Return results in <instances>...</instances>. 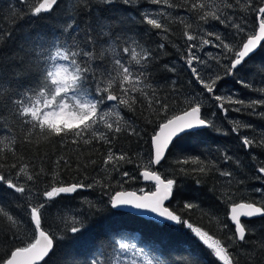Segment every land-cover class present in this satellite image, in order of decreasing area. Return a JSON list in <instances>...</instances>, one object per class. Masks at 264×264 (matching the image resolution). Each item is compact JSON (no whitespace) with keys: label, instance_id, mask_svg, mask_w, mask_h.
I'll return each mask as SVG.
<instances>
[{"label":"snow or ice","instance_id":"1","mask_svg":"<svg viewBox=\"0 0 264 264\" xmlns=\"http://www.w3.org/2000/svg\"><path fill=\"white\" fill-rule=\"evenodd\" d=\"M102 2L110 5L115 0H102ZM123 2L131 4L132 0H123ZM149 2L157 5L163 3L168 8L180 6L170 3V0H149ZM20 3L26 4L28 0H20ZM75 3L87 7L89 0H75ZM237 3H240V0H237ZM185 4L207 26L199 27L195 32L183 33L186 41L190 42L187 43V55L184 57L186 69L190 73L189 83L197 85L198 91L191 93L186 98L187 105L180 109L173 106L172 97H162L155 90L151 94L144 91L152 87L148 83V73L152 70L150 65L156 60L152 50L138 52L139 43L132 34L112 33L110 22L104 19L98 18L96 25L98 35L106 37L98 52L96 51L97 38L91 35L93 31L91 27L86 30L83 37L78 38L80 42L72 39V35L81 31L75 19L70 20L63 30L72 34L68 39L61 40L59 36L49 38L37 33L34 36H28L26 44L21 45L19 51L23 53L24 59L16 65L19 69L17 74L23 76L34 69L35 79L19 94L9 95L6 99L0 96V106H3L5 111L9 108L12 110L13 119L27 133L28 142H31L33 134L50 139L51 143L59 146H65L68 143L89 145L93 140L111 145L116 134L122 131H128L130 135L140 137L142 130L135 127L133 123L125 121L128 127L126 129L121 127L123 117L119 106L123 105L130 110H135L138 102L143 105L140 97L134 95L136 92H141L147 101L146 109L151 110L147 123L153 127L148 140V152L146 155H140L136 167L140 169L139 177L148 184L136 190L125 189V184L137 180L138 177L128 171L121 172L120 162L133 163L134 161L124 152L114 153L111 147L108 148L106 158L103 160L105 165L103 171L109 178L108 182L66 184L57 181L43 191L36 187L40 172L26 173L25 169L28 165L18 166L15 162L9 163L10 158L0 154V169L10 167L16 170L13 179H9L0 171V188L6 186L12 193L20 194L21 198L27 201L24 205V215L20 218L0 206V214L11 222L8 229L11 243L14 245L0 256V264H41L42 261L47 264L45 258L54 254V250L61 243L69 238L74 241L79 240L80 237L77 234L85 230L91 231L94 227L93 221L104 219L106 213L113 209L119 212L125 208L147 214L153 223L165 227L171 224L188 230L216 258L218 264H239V257L230 251V248L241 250L243 246L252 243L250 236L254 230L246 228L241 217L249 219L256 216L264 217V185L248 190L258 193V200L235 202L233 198L236 191L230 188L224 189L216 196L221 203L227 204L226 218L234 225L233 229H229L228 223L219 221L215 213H205L211 220L218 222L221 231H229L228 241L231 242L229 244L207 228L191 222L172 207V204L175 202L176 193L182 188V182L178 181L177 176L191 177L197 185H201L207 182L208 172L215 168L221 177L229 178L224 183L231 185L233 172L216 165L210 168L204 160L183 153H178L175 158H172L171 153L172 149L177 148L185 137L199 135L202 129L221 131L214 123L216 112L205 111L210 105L205 104L204 99L216 101L215 108L219 109L225 118L228 117L229 111L241 112L245 106L252 109L251 115L264 116V112L256 111L257 106H264V99L245 101L235 91H226L224 94L218 92L219 82L224 77L231 76L237 78L236 82L243 87L264 95V85L256 87L251 81L238 79L241 67L264 42V0H255V2L246 0V10L254 13V26L251 29L248 27L246 16L234 19V12H225L219 5L210 7L206 0H185ZM58 5L59 0H39V3L32 8L31 15L40 16L41 13H51ZM224 7L232 9L235 5L231 3V0H225ZM171 15L172 13L164 9H148L143 13L142 22L153 29L168 31L160 17ZM210 20L218 21L226 28H234L235 32L230 33L233 39L227 41L225 37H222L219 31L214 30L216 26L210 25ZM8 35L11 36V33ZM120 42L124 44L122 52L125 59L113 56V66L110 70L94 63L97 58L103 59L109 51L114 52ZM209 45L220 51L215 55L205 53L207 56L205 59L198 53ZM160 47L163 48L164 45L161 44ZM129 53L131 59L135 60V65L128 63ZM217 65L224 69L223 73L219 71ZM168 70L175 71L174 67ZM260 71H264V66L260 67ZM105 79L108 81L107 84ZM175 83L173 80V86ZM6 87L10 85L6 86L0 82V94ZM225 102L241 105V107L229 109L225 107ZM3 115L4 113L0 112V120L3 119ZM113 116L116 118L112 119ZM245 127L253 126L249 124ZM232 131L239 135L237 128H233ZM224 134L227 133L224 132ZM241 143L246 150L264 146V136L259 140L255 137L243 136ZM15 144V138L4 144V148L13 156L19 151L18 148L11 147ZM220 155L225 164L233 159L226 149ZM91 163L94 164L95 161ZM208 163L211 164V161ZM55 164L70 166L71 162L68 158L60 156ZM189 164L198 166L185 167ZM112 172L120 174L121 179L115 181L119 184V189L105 191L103 195L107 196V200L105 201L102 196L101 206L89 203L87 211H80L79 215H74L70 221L65 220L62 227L57 228L55 232L49 230L46 209L50 207L51 202L81 190H91L95 184H100L102 189H110ZM165 172L170 175H165ZM257 172V179L264 181V166H259ZM193 173L203 174V176H194ZM57 175L58 173H54V180ZM238 183L242 184L243 181ZM210 191L215 193V187ZM199 207L198 203L192 201L183 204V209L187 212ZM12 225L23 226L24 231H16ZM7 241L8 236L5 235V242ZM130 250H132L130 264H164L159 257L150 256L143 248L136 250L135 245L128 243L122 234L115 230L106 234L105 241L94 243L83 260H77L75 264H113V261L120 257L127 260ZM261 250H264V242H261ZM182 260L183 264H202L201 258L191 249L185 250ZM168 264L172 262L169 261Z\"/></svg>","mask_w":264,"mask_h":264},{"label":"trees","instance_id":"2","mask_svg":"<svg viewBox=\"0 0 264 264\" xmlns=\"http://www.w3.org/2000/svg\"><path fill=\"white\" fill-rule=\"evenodd\" d=\"M210 7L219 5L221 10L228 13H235V18L246 16L248 27L251 29L253 25L254 13L248 12L246 0H231L235 5L232 9L224 7L225 0H206ZM255 2V0H254ZM39 3V0H28V3L21 4L20 0H0V82L6 86L5 91L0 94L3 98L9 95H16L22 92L35 79V70L26 72L23 76L18 75L19 69L16 67L21 62L23 53L19 51L21 45L26 44L28 36H34L37 33L51 38L59 36L61 40L68 39L70 32H64V28L70 20L75 19L76 24L80 26L81 31L72 35V39L76 42L79 37L86 34V30L91 27L93 31L91 35L97 38L96 51L103 46L106 37L99 36L96 30L98 18L110 22L112 33L114 34H132L133 38L139 43L138 52L151 49L156 56V60L150 65L151 71L148 73V83L152 85L147 88L149 94L155 90L162 97H172L173 106L180 109L187 105L186 99L191 93L198 91V86L189 83L190 73L186 69L184 57L187 55V42L183 36L185 31L195 32L199 27H205L198 15L189 10L185 0H170V3L180 5L179 7L168 8L162 4H151L149 0H132L131 4H125L123 0H115L110 5H105L102 0H89V5L75 3V0H59L58 7H54L51 13H41L40 16L31 15L32 8ZM148 9H164L166 12L172 13L171 16L160 17L162 23L165 24L168 31L153 29L151 26L143 23V13ZM155 15V13H153ZM191 25V27H188ZM210 25H215L222 37L227 41H231L233 37L230 33L235 32L234 28H226L219 24L218 21L210 20ZM11 33V36L8 35ZM243 35V34H241ZM164 47L161 48L160 45ZM123 42L116 46L114 52L109 51L103 58H97L95 64L112 68V58L116 56L125 59L122 49ZM131 47V45H130ZM220 49L213 48L211 45L205 46L198 54L207 59L205 53L217 54ZM139 58V56H137ZM128 63L135 65V60L131 59V54L127 57ZM226 63V61H224ZM214 63V62H213ZM264 66V44L260 50L248 59L247 63L241 67L238 79L251 81L256 87L264 85V71H260V67ZM174 67L175 71H169ZM221 73L224 69L217 65ZM237 78L231 76L224 77L218 84V92L224 94L226 91H235L238 96L249 101L251 99H264L258 91H250L248 88L236 82ZM175 80V86L172 81ZM107 79L105 83L107 84ZM179 93V95H177ZM134 95L140 97L141 103L135 105V110H130L126 106H119L121 111V127L127 128L125 121L133 123L135 127L142 130L141 136L130 135L128 131H122L116 134L111 145L104 144L93 140L89 145H73L68 143L65 146H59L51 143L50 139L33 134L31 142H28L27 133L23 127L13 119L12 110L9 108L5 111L0 106V112H3V119L0 120V154L7 155L9 163L15 162L18 166L28 165L25 169L26 173L35 174L40 172V179L36 184L41 191L54 185L57 181L71 184L83 182L85 184L100 181L106 183L109 181L106 175L103 160L109 147L114 153L124 152L133 159V163L120 162L121 172L128 171L130 174L138 177L135 181H129L124 185L127 190H136L146 184L139 177V171L136 163L139 162L140 155H146L148 152V140L153 125L147 123L151 110L146 109L147 101L141 92ZM205 104L210 107L205 109L206 112H216L214 120L215 126L220 132L211 129H203L199 135L185 137L184 141L177 147L172 149L171 156L175 158L178 153L186 154L193 158L204 160L210 168L213 165L221 169H227L233 172L231 185L224 183L229 178L221 177L219 172L212 168L206 177L207 182L197 185L191 177L183 175L177 176L178 181L182 182V188L175 195V202L172 207L181 212L194 224L207 228L209 231L219 236L223 241H228V230L221 231L216 220H211L206 212H213L219 217V221L228 223L229 229L234 226L230 220H227L228 207L227 204L221 203L216 196L226 188L236 191L234 196L235 202L258 200L259 194L248 191L261 185L264 181L257 179L259 166H264V146L252 147L245 149L241 143V137H255L259 140L264 136V116L251 115L252 109L244 107L241 112L229 111L228 117L225 118L219 109L215 108L216 101L204 99ZM225 107L232 109L241 107V105L225 102ZM257 112H264V106H257ZM116 117L113 116L112 119ZM252 125L248 128L245 125ZM237 128L239 135L232 129ZM226 132L227 134H224ZM146 133V134H145ZM11 134V135H9ZM15 138L16 144L11 147L18 148L19 151L15 156L12 155L4 144ZM24 141V143H21ZM227 150L228 154L233 157L227 164L223 163L221 152ZM63 156L71 162L70 166L56 165L55 161ZM95 163H91V161ZM211 161V164L208 162ZM217 161L219 163L217 164ZM86 165V167H85ZM177 167L176 165H170ZM198 165L189 164L185 167H197ZM110 167V165L108 166ZM166 167H168L166 165ZM9 179L14 178L15 169L6 167L0 169ZM164 171V169H161ZM54 173H58L56 179H53ZM165 175L170 173L165 172ZM192 175H200L193 173ZM110 189H102L100 184H95L91 190H81L70 196H61L56 201L51 202L50 207L46 209L47 223L49 230L55 232L57 228L62 227L65 220L70 221L74 215H79L80 211H87L89 203L101 206V197L106 201L107 196L103 195L105 191L119 189V184L115 181L121 179L120 174L112 172ZM243 183H238L239 181ZM216 192L210 191L214 188ZM35 190V189H34ZM192 201L200 205L191 212L183 209L185 202ZM232 202V201H229ZM27 201L21 198L18 193H12L6 186L0 188V206L6 208L17 218L23 217L24 205ZM115 213V214H113ZM6 217L0 214V256L13 247L8 229ZM94 227L91 231L85 230L78 233L79 240L74 241L69 238L61 243L55 250L54 254L46 259L47 264H75L77 260L82 261L87 255L89 248L94 243H100L106 240V234L109 231H119L128 243L136 246V250L143 248L150 256L159 257L164 264L169 261L172 264H183L182 257L186 249H191L201 258L202 264H218L216 258L186 229L169 224H156L151 221L139 218L135 215L111 210L106 213L104 219L92 222ZM246 228H251L250 239L252 243L243 246V249L237 250L230 248L235 255L239 257V264H264V250H261V242H264V217L243 222ZM16 231L23 232L24 227L12 225ZM5 235L8 241L5 242ZM30 236V233H29ZM70 237V234H69ZM251 257V258H250ZM44 264V262L42 263ZM117 264V259L113 261Z\"/></svg>","mask_w":264,"mask_h":264},{"label":"water","instance_id":"3","mask_svg":"<svg viewBox=\"0 0 264 264\" xmlns=\"http://www.w3.org/2000/svg\"><path fill=\"white\" fill-rule=\"evenodd\" d=\"M264 44V42H262V45ZM262 47V46H261ZM261 47H259V48H257V50L251 55V57L252 56H254L259 50H260V48ZM250 57V58H251ZM203 130V129H202ZM145 184H148V182H145V181H143ZM115 210V209H114ZM117 211V210H116ZM121 212H125V213H129V214H132V215H135V216H137V217H139V218H142V219H145V220H147V221H151V217L150 216H148L147 214H145V213H143V212H141V211H139V210H129V209H127V208H125L123 211H121ZM152 215H154V214H152ZM259 218H262V217H259V216H256V217H252V218H247V217H241V220H242V223L244 222V221H251V220H254V219H259ZM234 226V225H233ZM50 256V255H49ZM48 257H46L45 259H47ZM43 263V261L41 262V264Z\"/></svg>","mask_w":264,"mask_h":264},{"label":"rangeland","instance_id":"4","mask_svg":"<svg viewBox=\"0 0 264 264\" xmlns=\"http://www.w3.org/2000/svg\"><path fill=\"white\" fill-rule=\"evenodd\" d=\"M131 259H132V250H130V252L128 253L127 260H125L124 257H120L119 259H117V264H130Z\"/></svg>","mask_w":264,"mask_h":264}]
</instances>
